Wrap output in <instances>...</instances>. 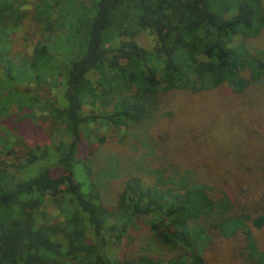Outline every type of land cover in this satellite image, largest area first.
<instances>
[{
    "label": "trees",
    "instance_id": "obj_1",
    "mask_svg": "<svg viewBox=\"0 0 264 264\" xmlns=\"http://www.w3.org/2000/svg\"><path fill=\"white\" fill-rule=\"evenodd\" d=\"M25 5L28 0H0V134L18 130L10 122L33 106L36 98L23 89L51 82L58 93L48 102L50 115L71 139L56 135L47 149L0 156V264H211L213 237L239 232L246 264H264L251 228L264 226V203L252 201L254 216L238 208L227 188L217 194L187 172L173 179L157 171L153 183L129 175L111 208L80 156L93 123H150L173 90L227 85L237 94L262 83L264 55L249 40L264 30L263 0H40L45 40L22 54L8 37L25 18ZM62 29L64 39L51 43ZM144 31L154 36L152 48L137 39ZM51 206L63 216L59 223L50 218ZM140 218L169 256L131 245ZM124 237L125 254L109 255V239Z\"/></svg>",
    "mask_w": 264,
    "mask_h": 264
},
{
    "label": "rangeland",
    "instance_id": "obj_2",
    "mask_svg": "<svg viewBox=\"0 0 264 264\" xmlns=\"http://www.w3.org/2000/svg\"><path fill=\"white\" fill-rule=\"evenodd\" d=\"M38 1L28 0V5L23 6L25 18L16 30L10 31L8 45L16 52L29 54L38 42L45 40L42 24L37 21ZM12 25L5 27L12 29ZM65 32L62 29L51 35V43L61 42ZM137 39L152 48L154 36L150 32H141ZM249 42L254 51L264 55V30ZM249 89L237 94L227 85L199 92L173 90L163 95V105L150 123L136 128L93 123L84 134L80 156L104 203L111 208L117 206L129 175L138 174L153 183L157 171L170 174L173 179L187 172L191 181L205 184L211 192L219 194L227 188L239 209H248L256 216L257 206L253 202L264 203V80ZM23 90L37 100L24 109L26 115L20 120L10 122L18 124V130L7 131V137L0 134L3 158H13L8 153L10 149L23 151L28 146L47 149L56 135L66 141L71 139L50 115L48 102L54 100L58 89L51 82H44L30 83ZM90 107L87 106V113ZM87 173L79 171L78 176L86 180ZM49 209L52 222L63 220L56 206ZM251 228L257 244L264 249V226L257 228L252 224ZM130 233L131 245L136 249L170 255L154 238L146 218H140ZM213 238L206 254L211 264H246L244 233ZM124 239L117 243L110 238L106 252L122 257L129 245L128 237Z\"/></svg>",
    "mask_w": 264,
    "mask_h": 264
}]
</instances>
